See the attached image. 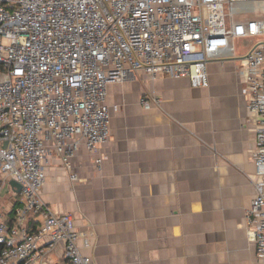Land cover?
<instances>
[{
  "label": "built area",
  "instance_id": "obj_1",
  "mask_svg": "<svg viewBox=\"0 0 264 264\" xmlns=\"http://www.w3.org/2000/svg\"><path fill=\"white\" fill-rule=\"evenodd\" d=\"M262 2L0 0V192L9 180L20 185L9 217L0 196V264H91L72 215L42 200L45 162L58 159L76 181L72 159L82 146L99 170L109 138L107 83L143 70L206 87L207 62L230 50L231 39L264 34V6L262 18L243 17ZM236 73L254 132L246 235L264 264V40ZM139 102L149 107L160 98Z\"/></svg>",
  "mask_w": 264,
  "mask_h": 264
},
{
  "label": "crops",
  "instance_id": "obj_2",
  "mask_svg": "<svg viewBox=\"0 0 264 264\" xmlns=\"http://www.w3.org/2000/svg\"><path fill=\"white\" fill-rule=\"evenodd\" d=\"M262 3L244 18L263 17ZM264 40L233 38L206 64L208 85L136 70L106 85L109 138L96 170L81 146L72 159L44 164L42 200L69 212L91 264H257L246 235L254 132L237 76L248 49ZM232 53V54H230ZM141 96H157L144 107ZM3 213L18 205L8 188ZM8 203L5 206L4 203Z\"/></svg>",
  "mask_w": 264,
  "mask_h": 264
},
{
  "label": "rangeland",
  "instance_id": "obj_3",
  "mask_svg": "<svg viewBox=\"0 0 264 264\" xmlns=\"http://www.w3.org/2000/svg\"><path fill=\"white\" fill-rule=\"evenodd\" d=\"M9 195H10V191H9V189H8V186H4V187L2 188V190H1V192H0V196H1V197L8 198ZM4 204H5V206L8 205V203H6V202H5ZM2 210H4V209H2Z\"/></svg>",
  "mask_w": 264,
  "mask_h": 264
},
{
  "label": "water",
  "instance_id": "obj_4",
  "mask_svg": "<svg viewBox=\"0 0 264 264\" xmlns=\"http://www.w3.org/2000/svg\"><path fill=\"white\" fill-rule=\"evenodd\" d=\"M9 185L15 193H17L18 190L20 189V185L16 183L14 180H9Z\"/></svg>",
  "mask_w": 264,
  "mask_h": 264
}]
</instances>
